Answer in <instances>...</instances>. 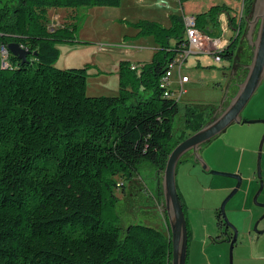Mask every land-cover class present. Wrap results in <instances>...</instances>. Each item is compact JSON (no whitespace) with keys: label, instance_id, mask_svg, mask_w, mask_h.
Listing matches in <instances>:
<instances>
[{"label":"trees","instance_id":"16d2710c","mask_svg":"<svg viewBox=\"0 0 264 264\" xmlns=\"http://www.w3.org/2000/svg\"><path fill=\"white\" fill-rule=\"evenodd\" d=\"M120 3L0 0V41L31 51L26 61L11 54L12 66H0V264H171V232L122 224L116 188L119 177L131 180L145 162L161 174L176 144L214 111L187 105L188 131L174 136L180 104L165 94L173 89L161 79L186 41L184 17L174 16L169 27L136 23L139 34H153L159 46L135 69L120 60L118 94L89 95L86 66L54 65L56 41L76 40L78 7ZM245 4V15L251 14L254 0ZM59 7L72 10L52 26L50 10ZM228 9L216 4L196 14L199 26L211 34L208 25L217 27ZM242 38L234 36L222 55L234 58ZM217 216L222 224L220 209Z\"/></svg>","mask_w":264,"mask_h":264},{"label":"rangeland","instance_id":"374dc122","mask_svg":"<svg viewBox=\"0 0 264 264\" xmlns=\"http://www.w3.org/2000/svg\"><path fill=\"white\" fill-rule=\"evenodd\" d=\"M210 1L121 0V3L116 6H80L76 10L78 25L76 40L56 41L59 56L54 65L58 68L86 66L89 95L118 94V62L121 59H130L135 62L132 65L148 62L159 46L153 34L140 35L136 23L139 20H150L169 27L174 16L183 17L184 12H191L192 9L204 10L209 7ZM215 2L218 5H230L228 8H231L230 11L233 13V7L239 3L242 4L243 0H230V4L227 0H215ZM70 10L72 8H52L50 15L53 18L55 12L64 15ZM56 24H58L57 21L56 23L52 22V26ZM210 32L212 34V31ZM233 33L232 37L236 36L234 28ZM226 34H232V30L229 29ZM174 41L175 38H171V42ZM192 50L197 52L191 53L183 65V73L189 75L190 81L185 84L186 93L179 101L180 111L174 120V136L176 138L184 136L188 131L186 106H220L225 100L228 87H233L235 81L232 79L233 74L249 60L245 39L238 43L234 58L228 59L223 56V60L219 62L210 53L198 51L195 47ZM178 81V69L173 68L170 72L169 83L173 88H177ZM259 90L260 88L243 110L244 118L264 119V117H252L253 112L260 104V100L257 98ZM263 134V122L234 123L216 138L219 140H213L216 142L212 146L213 142L211 141L204 144L202 148V153L212 169L228 171L214 167L213 164L219 163H214L210 155V153L218 154L220 151H224L226 148L224 144H219L222 139L230 137L237 140L232 141L234 144L240 142L245 146L257 142L255 161L253 163L248 161L247 154L243 162L240 161L241 171L239 173L242 176V184L226 205L227 216L238 229L233 264H242V261H239V253L242 248L248 246V240L252 234L256 237L264 235V232L258 233L259 230H264V212L251 226V221L246 217L245 212L234 211L233 213L230 210L233 206L245 205L242 201L244 193L252 183L248 206L264 211V206L254 200L260 187L257 162ZM239 138H242V141H239ZM226 149L230 155L229 160H234L236 152L232 148ZM261 162L262 179L264 180V144ZM233 178L204 170L200 163L194 162L191 153L184 155L182 161L179 162L177 183L186 204L184 207L190 231L187 264H230L231 238L229 233H232L233 229L227 227L223 216V223H220L217 210L220 209L222 201L228 194L224 196L225 181ZM117 180L119 182L116 193L119 196V201L115 212L120 216L122 224H150L161 228L167 234L170 233L168 218L162 211V180L157 168L150 162H145L140 166L138 174L131 180L121 177ZM258 202L264 204V187L258 196ZM243 209L245 207L241 208V210ZM233 219L236 222H233ZM257 223L258 226L255 229Z\"/></svg>","mask_w":264,"mask_h":264},{"label":"water","instance_id":"95a60500","mask_svg":"<svg viewBox=\"0 0 264 264\" xmlns=\"http://www.w3.org/2000/svg\"><path fill=\"white\" fill-rule=\"evenodd\" d=\"M53 22L56 23V20L54 19ZM244 22H246V28L242 39L246 40L249 60L238 69L239 71L233 74L232 79L235 81L233 82V87H228L224 102L220 106L214 105V111L209 120L198 130L176 144L169 153L165 168L161 172L163 190L161 205L170 226L172 242L171 264H187L188 258V219L177 183L178 164L187 153H191L194 162L200 163L204 170L237 179L235 187L224 198L220 207L227 227L233 229L230 248V264H233L234 245L238 237V229L228 218L226 205L239 190L242 184V176L239 172L212 169L202 153V148L204 144L219 137L234 123H264V119H247L242 115L243 110L264 82V0H254L252 13L245 16ZM8 48L13 55L18 56L23 61H26L27 56L31 53L30 50L22 47L17 41L8 43ZM235 82L236 85L234 84ZM263 144L264 134L260 142L257 162L260 187L254 196V200L264 206L263 203L258 202V196L264 187L261 162ZM257 226L258 223L255 225V229H257ZM259 232L262 233L264 230H259Z\"/></svg>","mask_w":264,"mask_h":264},{"label":"crops","instance_id":"0c3cea01","mask_svg":"<svg viewBox=\"0 0 264 264\" xmlns=\"http://www.w3.org/2000/svg\"><path fill=\"white\" fill-rule=\"evenodd\" d=\"M229 1L230 4V0ZM185 4V3H184ZM217 3L215 2V0H211L209 3V7L205 8L204 10H200V9H192L190 10L192 13H196V14H201V13H205L209 10L210 7H212L213 5H216ZM240 4V3H239ZM237 4L236 6L233 7V13L230 12L229 8V15L230 16H237L239 11H240V7L241 4L239 5ZM227 7H230V5H227ZM224 12V11H223ZM66 14V13H65ZM65 14L61 15V13L59 12H55V16L53 17V19H55L57 21V23H61L63 22L64 18H65ZM220 15V14H219ZM211 25V26H210ZM209 26V31H212V34L214 35H219L220 34V24H218L217 27H215L214 25H212V23H210ZM230 29L232 30V34H229L227 36L232 37L233 33V28L230 27ZM172 45H175L176 42H171ZM155 52V51H154ZM130 60V59H129ZM131 61V60H130ZM120 62V61H119ZM119 62H118V66H117V72L119 69ZM132 63H135L133 61H131ZM118 77H119V73H118ZM119 83V82H118ZM236 85V82L234 83ZM263 88V89H262ZM262 90V91H261ZM259 98L258 100H260V104L258 105V107L255 109V111L252 114V117H264V82L262 83V85L260 86V90H259ZM262 103V105H261ZM219 140V139H216ZM232 141H237L234 139H231L230 137H225L224 139H222V141L219 144H224V146L226 148H232L235 152H236V157H234V160L230 161V155L228 153V150L226 148H224V151H220L218 154H213L210 153L212 160L214 163H219V164H213L214 167L218 168V169H223V170H228V171H232V172H239L241 171V164L240 161L243 162L246 154H247V159L248 161L252 162L255 161L256 157H255V153L257 152V142L256 143H249L247 144V146H245L243 143L240 142H236V144H234ZM239 141H242V138H239ZM213 143H211V146L216 142V141H212ZM206 152V150L204 151V153ZM207 159V158H206ZM212 168V167H211ZM226 186H225V194L224 196L229 193L236 185L237 183V179L233 178V179H228L225 181ZM252 183L247 187L246 192L244 193V198H243V206H233L230 210L231 212L234 211L235 212H245L246 213V217L248 219H250L251 221V226H253L254 221L260 217V215L264 212V211H259L256 208L251 207L250 205L248 206V201H249V197L252 191ZM179 190V188H178ZM255 192V191H254ZM253 192V193H254ZM181 198L183 200L184 205L185 201L184 198L182 196V192H180ZM228 195V194H227ZM226 195V196H227ZM161 201V200H160ZM245 207V209L241 210V208ZM233 222H236L235 219H233ZM260 233V232H258ZM263 233V232H262ZM239 261H242V264H264V235L260 236V237H256L253 236L248 240V246L245 248H242L240 250L239 253Z\"/></svg>","mask_w":264,"mask_h":264},{"label":"built area","instance_id":"2783aa9c","mask_svg":"<svg viewBox=\"0 0 264 264\" xmlns=\"http://www.w3.org/2000/svg\"><path fill=\"white\" fill-rule=\"evenodd\" d=\"M245 0H243L240 11L238 15L235 17L236 27H232L230 23V17L227 12H222L219 15V23H220V34L212 35L208 32L204 31L198 24L196 13L192 12H184L183 17L185 21V36L186 41L183 42V49L179 52L175 57H173L168 62V69L166 73L162 76L161 82L164 85H170V72L173 68L178 69L179 73V81L177 88H169L165 89L166 95H173L180 101L183 95L186 93L185 84L190 81V77L188 74L183 73V65L185 61L188 59L191 53L197 52L192 49L195 47L198 51L210 53L214 55V59L216 61H222L223 55L222 51L226 49L230 43L232 42V38L227 36V31L231 28H234L236 31V36L242 30V21L245 15ZM11 52L8 48V44L0 41V66L2 68H10L12 66V61L10 60ZM137 65H132V68L135 69Z\"/></svg>","mask_w":264,"mask_h":264},{"label":"flooded vegetation","instance_id":"af4514ba","mask_svg":"<svg viewBox=\"0 0 264 264\" xmlns=\"http://www.w3.org/2000/svg\"><path fill=\"white\" fill-rule=\"evenodd\" d=\"M245 18V16H244ZM245 28H246V22H244V19L242 21V30L240 32V35L242 36V34H244V31H245ZM242 33V34H241ZM243 37V36H242ZM243 41V39L240 41V43Z\"/></svg>","mask_w":264,"mask_h":264}]
</instances>
